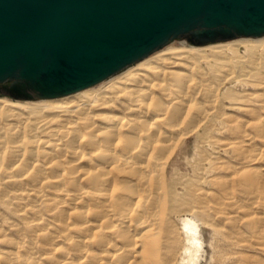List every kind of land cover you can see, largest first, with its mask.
Returning a JSON list of instances; mask_svg holds the SVG:
<instances>
[{
    "label": "bare ground",
    "instance_id": "obj_1",
    "mask_svg": "<svg viewBox=\"0 0 264 264\" xmlns=\"http://www.w3.org/2000/svg\"><path fill=\"white\" fill-rule=\"evenodd\" d=\"M245 43L256 56L170 46L95 90L0 97V264H202L201 226L220 235L212 264H264V41ZM190 139L184 182L171 171Z\"/></svg>",
    "mask_w": 264,
    "mask_h": 264
},
{
    "label": "water",
    "instance_id": "obj_2",
    "mask_svg": "<svg viewBox=\"0 0 264 264\" xmlns=\"http://www.w3.org/2000/svg\"><path fill=\"white\" fill-rule=\"evenodd\" d=\"M262 36L264 0H0L1 93L64 97L175 39Z\"/></svg>",
    "mask_w": 264,
    "mask_h": 264
},
{
    "label": "rangeland",
    "instance_id": "obj_3",
    "mask_svg": "<svg viewBox=\"0 0 264 264\" xmlns=\"http://www.w3.org/2000/svg\"><path fill=\"white\" fill-rule=\"evenodd\" d=\"M234 40H240L242 42V44H244V46L239 47L237 54L238 56H245V54H248L250 56H256L258 51L257 50H253L252 47H250V50L252 51H248V48L245 46V42H247L248 45L252 44L253 40H259V41H264V36L262 37H239V38H235L233 40H228V41H234ZM228 41H222V42H216V43H210V44H218V43H224V42H228ZM183 45H188V46H205V45H196L194 43H192L190 37H186V38H180V39H175L171 42H169L168 44L164 45L163 47L155 50L154 52H152L151 54L143 57L142 59L136 61L135 63H132L129 65V67L136 65L138 63L143 62L144 60L153 57L155 55H158L161 51H163L165 48L170 47V46H176V47H180ZM209 45V44H206ZM246 47V48H245ZM258 63H261L259 61H257ZM263 63V62H262ZM261 63V64H262ZM264 67V63L262 64ZM99 84L90 87L88 89H97L101 86H99ZM231 86V85H230ZM229 86V87H230ZM3 88V85H0V97L2 98H8L11 101L14 102H30V103H37V102H41L43 99H34V100H16L8 95L2 94L1 90ZM231 88V91L236 92V93H240L239 95H243V94H248L253 92V88H249V86H243V85H234ZM87 90V89H86ZM66 97V96H64ZM64 97H59V98H54V99H62ZM232 103H238V101H234ZM250 103L252 104V108H260V102L259 101H250ZM227 108H232L229 104L227 105ZM264 108V107H262ZM224 110L223 113L229 114L230 110ZM221 114V113H220ZM239 121H241V119H238ZM213 136L217 137L216 134H213ZM193 139H190L188 141V144L186 146L183 147V149L180 151L179 156L177 157V159H175L174 163H173V170L171 171V174H173L176 178H179L181 180H183L184 182H187V180L192 181L193 176L195 175L194 173V169H195V163H194V148H193ZM207 153L209 155H211L212 157H214L216 159V157H218V152L220 150L217 149H213L211 147H206ZM223 150L220 151V154H223ZM214 160V159H213ZM215 161V160H214ZM208 164L206 165V168H208L210 166V163L207 162ZM206 179H203L202 181H200V183L198 184L200 187H206L205 190H208L210 188L209 184H206L205 182ZM207 193V192H205ZM226 209V208H224ZM226 212V211H225ZM213 217L211 218L213 221V224L215 225V227H217L220 231L228 233L230 226H231V222L225 220V218H221L223 216L220 215H212ZM220 216V217H219ZM226 217V216H225ZM177 219V217H176ZM12 223V222H9ZM202 228V238H203V243H204V253H203V259H202V264H212V254H213V248L216 246H220L221 245V240H220V235L216 237L215 233H214V229L212 228H208L205 226H201ZM183 241H186V238L184 236V238H182ZM218 239V240H217ZM212 244L214 245V247L212 246ZM218 250V249H217Z\"/></svg>",
    "mask_w": 264,
    "mask_h": 264
}]
</instances>
